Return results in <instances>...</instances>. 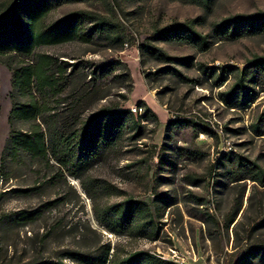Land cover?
Here are the masks:
<instances>
[{"label": "rangeland", "instance_id": "1", "mask_svg": "<svg viewBox=\"0 0 264 264\" xmlns=\"http://www.w3.org/2000/svg\"><path fill=\"white\" fill-rule=\"evenodd\" d=\"M121 3L125 15L113 0L64 1L49 13L48 20L78 9L97 10L118 23L127 40L116 55L129 66L131 91L112 72L99 78L98 93L86 102V108L113 103L140 119L148 107L156 117L143 120L147 127L142 139L124 141L121 151L97 164L91 174L111 182L117 192H126L114 195L111 202L128 195L146 200L155 210L159 236L132 239L111 232L96 219L93 200L80 180L57 173L40 157L24 151L13 155L10 149L1 169L12 130H27L31 122L10 121L16 95L12 66L23 57L0 53V264H30L57 258L67 247L85 251L106 243L146 249L180 264H236L253 249L264 247V182L249 178L251 173H238L235 166L241 160L264 170V84L252 85L256 93L249 104L230 107L221 97L242 76L248 62L264 56V34L230 40L215 32V25L229 16L264 11V0ZM192 18L200 19L196 27L206 35L207 47L154 39V46L187 61L164 63L145 54L149 72L145 77L136 44L150 42L156 29ZM89 26L84 23L82 32ZM109 44L97 38L76 39L38 46L34 55L46 52L58 64L80 61L84 66L87 59H111ZM169 64L179 73L159 70ZM228 65L233 69L218 86L216 80L225 76L221 69ZM202 68L213 70L214 77ZM54 99L62 104L73 101L69 93ZM30 210L36 213L25 216ZM252 260L264 264L258 258ZM64 261L79 264L68 257Z\"/></svg>", "mask_w": 264, "mask_h": 264}, {"label": "trees", "instance_id": "2", "mask_svg": "<svg viewBox=\"0 0 264 264\" xmlns=\"http://www.w3.org/2000/svg\"><path fill=\"white\" fill-rule=\"evenodd\" d=\"M64 1L74 0H0V53L23 57L21 63L12 66L16 95L10 121L13 123L15 119H21L31 122L27 130H12L1 157V169L6 165L10 149L14 150L13 155L24 151L40 157L57 173L80 180L93 200L96 219L111 232L132 239H157L160 229L155 210L146 200L128 195L111 202L114 195L126 192H117L111 182L91 174L97 164L121 151L124 141L142 139L147 127L143 120L156 117V114L146 107L145 114L139 119L132 110L113 103L86 108V102L98 93L99 78L112 72L115 78L126 81L128 91H131L133 78L129 66L116 55L124 49L127 40L118 23L97 10L78 9L48 20L49 13ZM113 1L121 14L125 15L121 0ZM199 20L192 18L173 22L153 31L150 42L136 44L145 77L149 75L145 70V54L164 63L187 61V58L171 56L161 47L154 46L151 42L154 39L189 43L202 49L207 47L206 35L196 27ZM86 22L90 26L83 33L82 25ZM215 32L230 40L264 34V11L229 16L215 25ZM95 38L109 41L113 51L111 59L98 62L87 59L82 66L80 61L58 64V59L46 52L34 55L35 49L44 44L76 39L92 41ZM232 69L231 65L222 67L225 76L216 80L218 86L227 81ZM159 70L179 73L171 64ZM202 70L209 77L215 75L213 70ZM258 84H264V56L247 63L242 76L221 92L222 100L230 107L249 104L256 93L253 86ZM60 93H69L73 101L62 104L60 100H55L54 96ZM23 96L26 99L22 100ZM235 164L238 173H251L248 174L251 175L249 178L264 182V170L260 166L241 160ZM33 213L36 210L26 211L25 216ZM66 257L79 264H180L146 249H125L119 245L112 247L110 243L85 251L67 247L61 250L57 258L35 260L30 264H67L64 261ZM253 258L264 263V247L253 249L236 264H254Z\"/></svg>", "mask_w": 264, "mask_h": 264}]
</instances>
